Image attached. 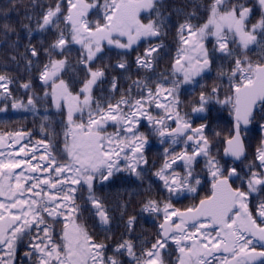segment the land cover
Returning <instances> with one entry per match:
<instances>
[{
  "label": "snow or ice",
  "instance_id": "6c2138e0",
  "mask_svg": "<svg viewBox=\"0 0 264 264\" xmlns=\"http://www.w3.org/2000/svg\"><path fill=\"white\" fill-rule=\"evenodd\" d=\"M157 3L56 0L41 13L37 29H56L57 35L44 49L48 62L43 64L40 80L50 88L45 96L52 97L56 108H66V130L63 146L57 150L50 140H41L29 151L21 141L30 134L22 131L0 134V149L20 145L18 150L0 151V264H16L18 244L25 240L28 250L24 257L29 264H122L118 257L124 255L130 264H166L165 256L173 255L175 260L169 259L167 264H264V200L250 207L252 195L264 192V140L246 168L236 165L247 159L243 133L257 115L264 119V59L253 62L246 55L252 46L264 47V0H255L261 12L255 23L251 21L252 7L233 0H211L206 22L194 25L186 19L178 27L179 47L172 65L175 78L161 77L154 86L148 80L132 81L139 93L134 98L132 87L120 90L113 77L110 96L96 98L93 90L104 81L105 69L94 64L103 58L105 46L132 49L142 39L161 35L164 20ZM153 11L157 19L149 17L143 22L141 13ZM4 27L9 28L7 24ZM209 36L215 39L214 51L225 58L234 57L230 44L245 50L243 58L233 59L234 67L228 74L230 94L220 99V89L214 87L210 94L201 92L192 108L193 113H205L210 101L230 106L232 121L227 135L213 131L209 136L207 123L194 127L187 113L182 114L179 98L181 85L196 82V77L210 68L205 46ZM74 45L79 46V63L86 73L76 92L61 75L68 65L65 53ZM160 47L145 49L136 59L137 66L152 70ZM24 55L30 67L33 62L27 57H38L39 51L30 44ZM116 67L127 70L125 62ZM12 83L9 76L0 74V96L11 97ZM21 87L30 90L31 82ZM117 92L119 99L114 100ZM29 106L35 109L31 97L27 104L12 103L16 109ZM5 110L0 108V112ZM154 110H158L157 115L152 114ZM143 121L161 144L182 145V150L165 148L162 166L153 173L168 199L149 198L141 206L142 213L160 221L155 242L150 247L142 245L137 255L135 242L122 239L112 249L113 255H106L108 245L97 241L78 222L82 212L77 193L87 191L91 214L102 231H109L112 218L94 184L110 182L118 173L143 179L149 166L145 155L148 138L139 130ZM109 126L116 130L108 132ZM217 144L222 145L223 157L231 158L230 165L218 158ZM200 161L211 178L210 195L190 207H175L174 197L196 193L201 185L195 173ZM135 222V216L128 218L129 231ZM55 223L63 225L58 233ZM169 244L174 250H169Z\"/></svg>",
  "mask_w": 264,
  "mask_h": 264
},
{
  "label": "trees",
  "instance_id": "16d2710c",
  "mask_svg": "<svg viewBox=\"0 0 264 264\" xmlns=\"http://www.w3.org/2000/svg\"><path fill=\"white\" fill-rule=\"evenodd\" d=\"M233 2L244 3L253 8L252 23L259 19L261 12L255 0H233ZM55 3L56 0H0V74L7 75L12 79L13 83L9 86L11 97L22 98L24 104H27L29 97L38 102L41 94L39 88L40 86H45L40 80V71L43 64L48 62V55L44 49L49 48L54 42L57 30L39 31L37 29V20L48 6ZM210 3L211 0H158L156 7L160 12V17L164 20L161 35L144 39L133 46L132 49L105 46L103 53H101L103 58L98 59L94 67L105 69L104 81L107 79L111 81L115 77L120 90L127 91L131 86V95L134 98L138 97L139 93L135 86L132 85V81L138 79L148 80L154 86V82L160 80L161 77L169 80L175 78L172 74V65L179 47L178 27L186 19L194 25H202L208 18ZM149 17L157 19L155 11L152 13H141L143 22L147 23ZM5 24L9 26L8 29H5ZM25 25H28L32 31L29 32V28H26ZM60 27L63 28L64 25L61 24ZM30 44L38 49L39 55L34 58L31 56L27 57L33 62L29 67L24 54L25 49ZM214 44V37L209 36L205 41V46L209 50L211 59V69L208 73L201 80L181 85L179 89L182 114L187 113V118L193 122L194 127L207 123L209 130L206 131H208L209 136L212 135L213 131L221 132L222 135L228 134L232 121L230 106L210 101L209 110L205 113H193L192 108L196 106L201 92L206 95L210 94L214 87L220 89V99H224L226 95L230 94L228 74L234 67L233 59L234 57L243 58L245 55V50L236 44H230L229 47L234 52V57L225 58L223 54L214 51ZM156 45H162V47L159 48L158 54H154L157 55V59L154 61V68L152 70L139 68L136 64L137 57L142 56L145 49L149 46ZM65 55L67 56L68 65L61 74L62 78L69 83L72 90L78 91L82 86L81 80L86 78L84 68L79 63V46H72L71 50ZM246 55L253 62H261L264 59V47L252 46L247 50ZM13 57L16 59L13 60ZM54 58L63 57L54 56ZM119 62H125L127 70L117 68L116 65ZM29 81L31 82L30 90L21 87L23 83ZM0 92H2V89H0ZM5 96H0V108H3L1 106L5 102L13 103V100H4ZM117 99H119V92ZM29 107L31 108V106ZM53 111L55 118L50 126L51 131L31 135V139L45 140L46 142L50 140L55 145L54 150H57L63 146L64 132L66 130V108L58 109L55 107ZM152 114L157 115L156 110ZM261 122V116L257 115L252 122L251 130L246 132L248 137L245 139V144L248 156L240 166L242 169L246 168L257 146L263 140L259 128ZM113 128L112 126L110 127L111 132H113ZM150 128L151 126L147 121H143L139 127V130L148 138L145 155L149 160V166H147L148 170L144 174L143 179H137L128 173H118L110 182L94 184L96 195L103 200L112 218L108 226L109 231H102L98 226L97 218L91 214V206L86 199L87 191L83 190L77 193V203L80 204L82 212L78 222L84 224L97 241L108 245L106 255H113L112 249L122 239H132L137 246V255H139L141 246L150 247L158 236L159 219L147 213H142L141 206L149 198L161 201L168 199L169 194L164 189L162 182L153 173L162 166L165 159V148H169L170 151L175 148L179 152L182 150V145L161 144L159 137L153 135ZM216 147L220 149L218 158L224 163L222 145L217 144ZM203 169L202 161L195 165V173L199 174L201 185L194 194L187 193L178 198L174 197L172 203L175 207L180 209L190 207L198 204L200 199L210 195L211 180ZM177 171L183 172V168H177ZM130 216L136 217V222L131 231L126 227ZM62 227V223L54 224L57 233ZM169 250H174V246L169 244ZM118 259L121 260L122 264H130V258L126 255L119 256ZM169 259L175 260V256H165L166 264ZM16 264H29V260L28 258H16Z\"/></svg>",
  "mask_w": 264,
  "mask_h": 264
},
{
  "label": "flooded vegetation",
  "instance_id": "af4514ba",
  "mask_svg": "<svg viewBox=\"0 0 264 264\" xmlns=\"http://www.w3.org/2000/svg\"><path fill=\"white\" fill-rule=\"evenodd\" d=\"M124 40H126V38H123ZM144 40V39H142ZM142 40H140L139 42H141ZM138 42V43H139ZM137 43V44H138ZM135 44V45H137ZM133 45V46H135ZM83 80H81L82 82ZM105 83V81H103L99 87L94 88L93 90V95L100 99V93H102V95L106 98H108L110 96V94H104V91H109V89L104 90L103 89V84ZM108 83V81H107ZM40 89V88H39ZM39 91H41L43 94H40L39 96V100L38 102H35V109L32 110V108L28 107L27 109L25 108H13L12 107V103H7L5 102L3 104V108H6L5 111L0 112V134L3 133H9V132H25V133H29L30 135L23 141H21V144H27L28 145V150L31 151L33 146L36 145V142H38L39 140L37 139H31V135L34 134H39V133H44L47 131H51V124H53V119L55 118L54 115V111L53 109L56 107L55 103L52 99V97L49 96H45V92L48 91L50 92V88L45 85L43 86ZM76 91V90H73ZM12 96V95H11ZM4 100H13L14 101H23L22 98L19 97H10V98H5ZM28 100V99H27ZM115 100V98H114ZM113 100V102H114ZM104 100L101 99V103H103ZM156 114H158V110H156ZM261 125H264V120L262 119V122L259 126L260 128V134L262 136V139L264 140V128L261 127ZM109 126L107 128L108 132H111ZM252 128V123L251 126L247 129V131L251 130ZM43 129V130H42ZM116 129L113 128L112 131L114 132ZM246 131V132H247ZM245 133H243L244 135V141L246 139V137H248V135ZM9 143H11V141H9ZM260 145L257 146V148ZM20 147L19 144L15 145V149H0V151H12V150H18ZM43 151V149L41 148V152ZM40 153H37V155L39 156ZM255 159V152L254 155L252 156V158H250V161H253ZM231 164V161H229V165ZM239 167L241 166V163L236 164ZM237 184H239V182H237ZM237 186V185H234ZM2 199V198H0ZM251 199V204L250 207H252L253 205H255L256 203H258L260 200H264V192L261 193H255L252 195ZM78 202V201H77ZM27 249V241H24L23 243L18 244L17 247V252H16V258H27L24 257V252Z\"/></svg>",
  "mask_w": 264,
  "mask_h": 264
},
{
  "label": "rangeland",
  "instance_id": "374dc122",
  "mask_svg": "<svg viewBox=\"0 0 264 264\" xmlns=\"http://www.w3.org/2000/svg\"><path fill=\"white\" fill-rule=\"evenodd\" d=\"M109 79H107L106 81H105V83L103 84V89L104 90H107V89H109L110 90V81H108ZM107 81H108V83H107ZM42 88V86H40V89ZM41 92V91H40ZM105 95L106 94H110V91H104L103 92ZM41 94H43L42 92H41ZM117 94H118V92L116 93V94H114V98L115 99H117ZM100 97H103V98H106V97H104L103 95H102V93H100ZM103 100V99H102ZM210 180H211V178H210ZM184 194H187V193H184ZM190 194H194V193H190Z\"/></svg>",
  "mask_w": 264,
  "mask_h": 264
},
{
  "label": "water",
  "instance_id": "95a60500",
  "mask_svg": "<svg viewBox=\"0 0 264 264\" xmlns=\"http://www.w3.org/2000/svg\"><path fill=\"white\" fill-rule=\"evenodd\" d=\"M209 69H207L204 73H202V75L201 76H199V77H196V80H199V79H201L205 74H206V72L208 71ZM251 126V124L248 126V128ZM226 160H231V158H229V157H224ZM239 162H236V164H238Z\"/></svg>",
  "mask_w": 264,
  "mask_h": 264
}]
</instances>
